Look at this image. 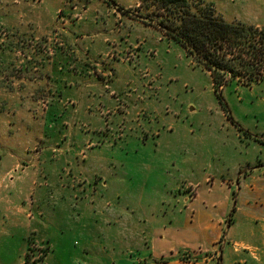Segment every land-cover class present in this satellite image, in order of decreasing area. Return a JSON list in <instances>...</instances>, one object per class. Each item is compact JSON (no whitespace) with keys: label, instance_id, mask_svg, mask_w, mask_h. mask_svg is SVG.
Wrapping results in <instances>:
<instances>
[{"label":"rangeland","instance_id":"rangeland-1","mask_svg":"<svg viewBox=\"0 0 264 264\" xmlns=\"http://www.w3.org/2000/svg\"><path fill=\"white\" fill-rule=\"evenodd\" d=\"M114 1L123 9L0 0V264H245L235 243L264 191V80L225 86L226 109L211 76L142 21L154 9ZM189 1L264 27V0ZM37 58L59 89L39 100L24 69Z\"/></svg>","mask_w":264,"mask_h":264},{"label":"trees","instance_id":"trees-1","mask_svg":"<svg viewBox=\"0 0 264 264\" xmlns=\"http://www.w3.org/2000/svg\"><path fill=\"white\" fill-rule=\"evenodd\" d=\"M107 1L118 7L114 0ZM139 2L144 8L154 9L155 15L154 18L140 16L142 21L179 44L192 63L211 76L215 92L225 108L222 94L225 86L234 83L252 87L264 80V27L217 19L211 9L203 13L198 4L189 0ZM31 258L27 255L25 264H36Z\"/></svg>","mask_w":264,"mask_h":264},{"label":"crops","instance_id":"crops-1","mask_svg":"<svg viewBox=\"0 0 264 264\" xmlns=\"http://www.w3.org/2000/svg\"><path fill=\"white\" fill-rule=\"evenodd\" d=\"M29 60V58H28ZM41 60V59H40ZM38 62V58L36 63ZM45 63V62H44ZM44 63L42 64H34V65H26L24 66V69H27L28 66H30L28 69L32 68L33 71H36L37 76L33 79L34 82H36V93L34 95H37V97H34L35 99L39 100L41 97H45V91L47 89V91L49 93H51V95L53 94V92H55V87L58 89L57 86V82L55 79H53V77H45L44 73L46 72L47 68H44ZM38 65V66H36ZM39 66H40V71H39ZM42 67V69H41ZM37 72H43V74H39ZM22 78V77H21ZM47 80V82H46ZM101 87V86H100ZM75 89V88H72ZM88 91V90H87ZM59 92V89H58ZM88 93H86L84 95L85 97V105L82 106V113L85 114V116H88V113L91 114L90 116L87 117L88 120V124L93 125L92 121L95 122V117L93 116L96 113L98 114V108H97V103L92 102L88 99H90V97H87ZM53 96V95H52ZM104 103L106 104V102H108L112 107H114L115 105H118L117 101L110 99L108 96L105 97V99H103ZM109 100V101H108ZM94 104V106H93ZM108 106V107H111ZM93 111V112H90ZM124 115V114H123ZM123 115L122 116H118L117 117V122L120 121L121 119H123ZM91 136H94L93 134ZM92 139V137H90ZM99 148L97 147H93L91 150V152L89 153V155L87 157H90V163L95 162L96 165H99L102 167H104V165H102V162L105 160L103 157L99 159V157L101 156V153L98 150ZM114 157L109 158V160H113ZM119 161H121L120 159H117ZM101 163V165H100ZM104 169V168H103ZM102 170V169H101ZM100 170V171H101ZM260 193L262 194V200L261 203L259 205L254 204V203H246L248 204V206L251 208V210L249 211H245L243 213L244 216H246L247 220L250 222L251 227L249 226L247 229V235L248 238H250V240H248V238H239L238 240H236L235 245L240 246V248H242L243 250H247L250 249V251H244V255H240L237 254L236 252H241V251H237V249H235V256H239L241 257L240 260L242 262H244L245 264H264V191H260ZM259 206V211L255 210L256 212L252 211L253 208H258ZM235 241V240H234ZM123 242V241H121ZM249 243H253V244H249ZM172 264V263H170ZM222 264V263H220Z\"/></svg>","mask_w":264,"mask_h":264}]
</instances>
